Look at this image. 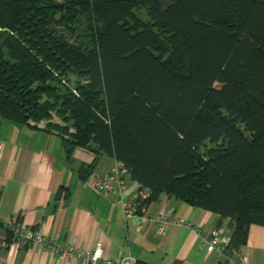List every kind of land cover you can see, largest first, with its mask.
I'll list each match as a JSON object with an SVG mask.
<instances>
[{
  "label": "trees",
  "instance_id": "trees-1",
  "mask_svg": "<svg viewBox=\"0 0 264 264\" xmlns=\"http://www.w3.org/2000/svg\"><path fill=\"white\" fill-rule=\"evenodd\" d=\"M53 116L67 159L111 157L239 250L264 227V0H0V121Z\"/></svg>",
  "mask_w": 264,
  "mask_h": 264
},
{
  "label": "crops",
  "instance_id": "crops-1",
  "mask_svg": "<svg viewBox=\"0 0 264 264\" xmlns=\"http://www.w3.org/2000/svg\"><path fill=\"white\" fill-rule=\"evenodd\" d=\"M48 123L60 124V120L40 121L36 129L0 121V141L5 145L0 222L19 217L26 227H41L46 235L57 234L65 243L74 242L86 251L98 243L104 258L130 255L136 264H264V227L250 226L246 244L237 251L207 253L201 241L217 227L218 217L166 197L160 202L173 207L191 227L169 226L157 235L154 226L135 228L124 222L112 194L95 193L80 180L83 168L91 166L89 172L105 174L114 160L81 148H75L67 159L59 136L47 132ZM58 193L59 200L55 199ZM220 227L228 231L226 223ZM0 264L72 262L57 260L36 247L9 243L0 245Z\"/></svg>",
  "mask_w": 264,
  "mask_h": 264
},
{
  "label": "built area",
  "instance_id": "built-area-1",
  "mask_svg": "<svg viewBox=\"0 0 264 264\" xmlns=\"http://www.w3.org/2000/svg\"><path fill=\"white\" fill-rule=\"evenodd\" d=\"M4 142L0 141V170ZM87 185L95 193H109L114 196L120 208L124 222H131L135 228L154 226L157 235H162L169 226L189 228L191 225L176 215L175 209L165 202L147 203L150 193L140 188L136 181L130 180L123 165L114 161L108 173L90 172ZM0 230L9 232L11 243L16 246L36 247L52 255L57 260H69L72 264H136L130 255L122 258L106 259L103 257L100 244H95L90 251L79 248L74 242L65 243L57 234L48 236L43 228H28L19 217L7 222H0ZM6 236H0V245H5ZM230 236L222 227L212 228L202 239L201 246L207 253L223 254L230 248Z\"/></svg>",
  "mask_w": 264,
  "mask_h": 264
},
{
  "label": "rangeland",
  "instance_id": "rangeland-1",
  "mask_svg": "<svg viewBox=\"0 0 264 264\" xmlns=\"http://www.w3.org/2000/svg\"><path fill=\"white\" fill-rule=\"evenodd\" d=\"M137 16H138L141 20H143V21H146V20H147L146 15H145L144 12H142V11H141L140 13H137ZM50 30H51V32H52L54 35L59 36L60 38L65 39V40H67V41H69V42L72 41V38L68 35V33L62 31L61 28H59V27H51ZM53 117H55V116H53ZM56 118H57V117H56ZM57 119H59V118H57ZM59 120H60V119H59ZM32 125H33V124H32ZM57 125H62L61 121H60V124H57Z\"/></svg>",
  "mask_w": 264,
  "mask_h": 264
}]
</instances>
